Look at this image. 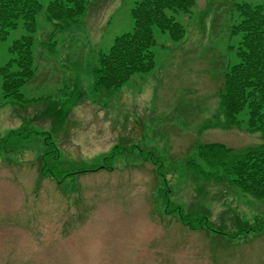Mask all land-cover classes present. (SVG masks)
Masks as SVG:
<instances>
[{"label": "rangeland", "instance_id": "rangeland-1", "mask_svg": "<svg viewBox=\"0 0 264 264\" xmlns=\"http://www.w3.org/2000/svg\"><path fill=\"white\" fill-rule=\"evenodd\" d=\"M51 1L41 0L37 18V75L22 89L34 100H4L0 89V137L46 131L61 157L48 160L52 178L40 171L44 136L0 150V264H264V230L249 231L264 222V197L227 174L204 175L213 164L195 150L264 143L245 116L230 124L221 106L223 72L238 62L236 4L264 0H198L192 13H173L185 36L156 28L155 68L109 95L94 89V70L133 30L137 0H88L79 24L41 44L54 29ZM23 34L20 21L0 39V67ZM101 164L111 168L75 173Z\"/></svg>", "mask_w": 264, "mask_h": 264}, {"label": "trees", "instance_id": "trees-1", "mask_svg": "<svg viewBox=\"0 0 264 264\" xmlns=\"http://www.w3.org/2000/svg\"><path fill=\"white\" fill-rule=\"evenodd\" d=\"M197 2L137 0L131 9L134 28L118 35L110 49L101 53L99 65L94 70V89L99 93L113 94L136 73L152 71L156 66L154 47L158 43L155 29L168 33L173 41H180L186 34V28L173 13L190 14ZM236 9L239 21L232 26L231 33L240 35V40L230 48L235 51L238 62L229 65L223 72L221 106L230 124H239L245 116L247 130L260 131L264 136V2H241L236 4ZM43 10L41 0H0V39L6 40L20 21L25 30V34L14 40L9 48L12 58L0 67V89L4 100L21 103L34 100L27 98L22 89L37 75L34 34L38 29V15ZM87 11L88 0H52L45 14L53 22L54 29L48 40H43L41 44H48L57 33L78 24ZM34 135L44 136L47 146L39 159L40 171L55 178L50 172L55 165L51 166L48 160L57 161L61 155L50 133L27 126L13 129L8 135L0 137V150L14 151L20 141ZM195 150L204 161L213 164V168L206 172L200 168L201 164L195 165L193 159L188 161L190 167H199V171L208 177L215 171L227 174L238 189L257 198L264 197V143L245 150H236L220 142L203 143ZM112 156L113 153L109 154L106 160ZM100 168L108 167L98 166L95 169ZM87 171L90 169L75 173ZM262 230L264 222L249 231Z\"/></svg>", "mask_w": 264, "mask_h": 264}, {"label": "crops", "instance_id": "crops-1", "mask_svg": "<svg viewBox=\"0 0 264 264\" xmlns=\"http://www.w3.org/2000/svg\"><path fill=\"white\" fill-rule=\"evenodd\" d=\"M109 19H110V17L105 21V24L104 25H106V23L109 21ZM102 36V35H101Z\"/></svg>", "mask_w": 264, "mask_h": 264}]
</instances>
